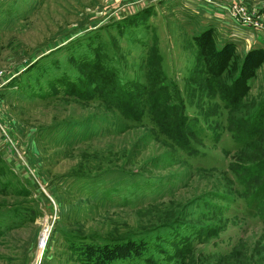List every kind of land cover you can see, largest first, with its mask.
<instances>
[{"label": "rangeland", "instance_id": "rangeland-1", "mask_svg": "<svg viewBox=\"0 0 264 264\" xmlns=\"http://www.w3.org/2000/svg\"><path fill=\"white\" fill-rule=\"evenodd\" d=\"M0 83V264H264V0H0Z\"/></svg>", "mask_w": 264, "mask_h": 264}, {"label": "trees", "instance_id": "trees-1", "mask_svg": "<svg viewBox=\"0 0 264 264\" xmlns=\"http://www.w3.org/2000/svg\"><path fill=\"white\" fill-rule=\"evenodd\" d=\"M211 37H212V32L210 30H206L205 32H203L199 37H197V39L195 41H197V46L199 47L200 50V54L203 56L202 59V63L204 64V69L207 71V73L211 74L212 77V81L211 83L215 84L216 86V94L219 96L220 100L227 104L230 105L229 102H235L238 97L240 96L241 93H239L238 88L243 84L246 85L245 81L243 79V75H244V64L246 63V61L244 62L242 68L239 71L238 74V78H236L233 83L229 86H223L222 87V83L219 80H215L216 78H219V76L221 75L222 71H224V69L226 68V63L229 61V59H227L225 56L224 57H220L221 54H223L222 52H225L226 50H230V47L228 46H224L221 50L217 51V50H210V46H211ZM252 54V53H251ZM250 54V56H251ZM249 57L246 56L245 59H247ZM212 69V70H211ZM209 70V71H208ZM117 83V82H116ZM84 86V83H82ZM230 87V89H229ZM73 90L75 88H77L76 92L78 91V95L82 94L81 87H77L72 85ZM245 88V86H244ZM247 88V86H246ZM243 93V91H241ZM155 93H158V95L156 96ZM162 94V95H161ZM172 93L171 91L165 87V86H159L155 88H151V91H149L147 93V100L145 101L147 106L150 107V115H152V117H154V121L158 122L159 118H155L156 116V110L160 111L162 110V108H164V110H169L171 111L173 114V121L176 123V127L178 128V133H181V135L183 136V132L184 129H186L188 127V121L189 119L186 117V115L181 112V106L180 103H176L175 102L177 100H173V98L171 99ZM164 101L168 102V104L171 103V106L168 108L166 106H164ZM174 102V103H173ZM179 104V105H178ZM138 105V104H137ZM180 106V107H179ZM231 106V105H230ZM121 110V109H119ZM180 110V111H178ZM262 110V108L258 109V114L259 111ZM254 120L257 119V115L253 118ZM259 118L257 119V122H254L256 128H259L258 126L260 125V121ZM253 126V125H252ZM253 128V127H252ZM251 128V129H252ZM254 129V128H253ZM165 134H167V137L169 140H171L174 145L177 148H183L181 144L180 140H176L173 136L172 131L170 132H166ZM185 147V146H184ZM258 163V162H256ZM261 165H259V168H263L264 167V160L262 162H259ZM263 193V191H259L255 196L256 199H261V194ZM72 241L77 240L79 241V245L80 247L78 248V261L81 264H108V262L113 261L115 259H121L123 258L124 260L128 259L129 257L124 256L121 257L118 255L117 251H116V246H118V243L123 244V242H109V243H104L101 245H93L91 244V240H78V239H71ZM108 242V241H106ZM72 246H77V245H72ZM126 258V259H125Z\"/></svg>", "mask_w": 264, "mask_h": 264}, {"label": "built area", "instance_id": "built-area-1", "mask_svg": "<svg viewBox=\"0 0 264 264\" xmlns=\"http://www.w3.org/2000/svg\"><path fill=\"white\" fill-rule=\"evenodd\" d=\"M201 1H203V2H206V3H209V0H201ZM244 22V21H243ZM241 23H242V19H241ZM243 25H245V24H243ZM1 83H0V88H1Z\"/></svg>", "mask_w": 264, "mask_h": 264}]
</instances>
